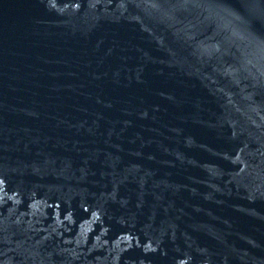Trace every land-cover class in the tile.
<instances>
[{
    "label": "water",
    "instance_id": "1",
    "mask_svg": "<svg viewBox=\"0 0 264 264\" xmlns=\"http://www.w3.org/2000/svg\"><path fill=\"white\" fill-rule=\"evenodd\" d=\"M0 264H264V0H0Z\"/></svg>",
    "mask_w": 264,
    "mask_h": 264
}]
</instances>
